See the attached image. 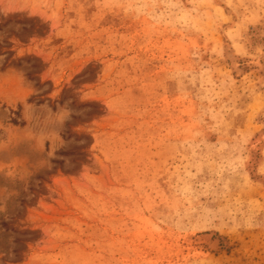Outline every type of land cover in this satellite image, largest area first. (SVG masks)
Wrapping results in <instances>:
<instances>
[{"label": "rangeland", "instance_id": "rangeland-1", "mask_svg": "<svg viewBox=\"0 0 264 264\" xmlns=\"http://www.w3.org/2000/svg\"><path fill=\"white\" fill-rule=\"evenodd\" d=\"M0 264H264V0H0Z\"/></svg>", "mask_w": 264, "mask_h": 264}, {"label": "bare ground", "instance_id": "bare-ground-1", "mask_svg": "<svg viewBox=\"0 0 264 264\" xmlns=\"http://www.w3.org/2000/svg\"><path fill=\"white\" fill-rule=\"evenodd\" d=\"M227 54V60L229 61L231 67L237 72V73H241L242 69L240 68L239 64H238V60L237 58L232 54V52H228ZM214 246H216V243H213Z\"/></svg>", "mask_w": 264, "mask_h": 264}]
</instances>
